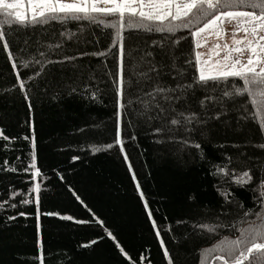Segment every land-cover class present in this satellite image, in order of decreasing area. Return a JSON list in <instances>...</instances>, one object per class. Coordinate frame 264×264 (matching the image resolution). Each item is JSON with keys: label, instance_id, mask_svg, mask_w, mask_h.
Returning a JSON list of instances; mask_svg holds the SVG:
<instances>
[{"label": "trees", "instance_id": "obj_1", "mask_svg": "<svg viewBox=\"0 0 264 264\" xmlns=\"http://www.w3.org/2000/svg\"><path fill=\"white\" fill-rule=\"evenodd\" d=\"M60 31L58 24L47 26L46 31L37 28L26 32L22 28L6 27L5 42L9 49L5 51L4 42H0V130L10 137H17L16 141L8 142V147L15 151L0 150V201L9 199L11 191L16 190L17 197L13 202L18 204L16 209L0 214V264H37L38 254L41 255L40 264H169V260L171 264H201L200 253L224 236L232 238L235 233L227 225L251 207L252 193L239 187L231 188L238 202L225 205L216 187L227 188L229 185L210 175V170L213 165H227L229 171L234 168L237 172L249 169L253 181L246 188L257 187L258 181L264 178V149L258 147L264 144V134L259 133L257 124L251 120L238 121L239 114L229 110L224 116L227 125L216 122L207 138L199 132L190 137L200 143L205 161H201L194 147L181 149L180 139L188 136L183 127L172 126L166 120L150 122L147 115L139 114L142 110L140 101L147 99L145 94L157 83L156 74L149 69L153 63L159 67L162 60V49L154 46L152 41L162 37L126 31L122 42V78L126 82L122 104L127 100L133 103L122 114L121 136L128 163L124 161L120 145L92 152V146L112 143L115 138V94L113 80L108 75L116 71L113 58H82L77 63L87 67L77 74L69 73L58 64L46 65L41 71L35 63L22 65L19 62L21 56L25 60L39 58L37 49L41 45L57 43ZM182 35L187 36V33ZM84 39L90 43L75 40L66 43V54L80 50L104 51L111 43L110 38L97 28L88 32ZM164 50H172L177 57V68L183 67L184 59L191 56V40H180L175 46L165 41ZM148 52L153 55H146ZM10 55L13 59H9ZM57 58L55 51L48 56L50 60ZM163 63L168 65L165 71L172 70L174 75L172 58L165 56ZM13 64L17 65L15 69ZM38 72L40 76L29 80ZM159 82L168 86L175 83L171 75L162 76ZM21 84L25 91L21 90ZM73 88L77 90L75 93ZM93 91L97 92L95 100L90 99ZM25 94L29 101H25ZM197 95L202 98L212 94L201 92ZM206 103L211 106V102ZM198 108V103L193 102L192 110ZM29 119L31 130L27 123ZM155 127H164L165 131L156 134L153 132ZM25 135L35 138L36 166L41 171L31 183H40L43 189L39 194L41 213L59 212L81 220H91L94 213L104 222L103 227L93 223L77 225L41 215V247H36L35 201L27 206L18 203L27 196L30 183L26 181L30 173L7 170L11 167L21 169L30 163L26 154L31 150V141L25 142L22 139ZM133 135L134 140L131 139ZM170 135L176 142L168 141ZM220 145L224 147L220 148ZM17 155L20 160L16 159ZM73 156L79 159L73 161ZM5 158L10 161L6 166L2 163ZM133 174L156 222L155 230L136 191ZM69 186L80 196L83 205L73 197ZM21 192L25 195H20ZM20 211L30 215L17 216L14 221L5 223V215H16ZM200 224L224 227L209 232L196 227ZM105 228L114 239L105 235ZM157 231L160 232L159 239L156 238ZM98 236L104 238L95 245L78 247ZM117 243L123 253L116 248ZM164 250L169 252L168 258L164 257Z\"/></svg>", "mask_w": 264, "mask_h": 264}, {"label": "snow or ice", "instance_id": "obj_2", "mask_svg": "<svg viewBox=\"0 0 264 264\" xmlns=\"http://www.w3.org/2000/svg\"><path fill=\"white\" fill-rule=\"evenodd\" d=\"M21 5H26L27 10L22 12L18 10ZM30 12V15L28 14ZM229 24L233 31V45L225 43L217 45L220 49L215 53L216 58H204L203 53L197 51L204 41V34L211 35L213 32L219 35L222 26ZM58 24L62 31L58 34V42L41 45L37 49L39 58L32 57L25 60L21 56L19 62L22 65L35 63L39 65L41 71L49 64L61 65L71 74L82 73L86 65L77 63L82 58L88 57H109L114 60L116 71L108 75L113 80L115 94V138L112 143L92 146V152L111 149L114 145H120V152L124 154V141L121 136V117L127 112L133 101L127 100L122 104L126 82L122 78L123 72V41L126 31H140L147 34H159L161 40H153L152 44L162 49V60L159 67L152 64L149 71L156 74L157 83L152 90L146 93V100L140 101L142 110L141 116L147 115L148 120H166L172 126H181L187 137L181 138L179 143L181 149L184 147H194L198 150L201 161L206 157L201 149L200 143L190 137L192 134H199L207 138L214 130L216 122L227 125L228 121L224 116L229 110L238 113V121L251 120L258 125L259 133L264 134V0H0V42L3 43L5 51L9 49V44L5 42V28L24 29L26 32L37 28L47 30V26ZM71 26V27H70ZM93 28L100 29L103 34L110 38L111 43L104 51H77L75 54H66L65 44L73 40L81 43H90L84 39L86 34ZM241 33L237 38L235 33ZM187 33V36L182 35ZM94 34V33H93ZM181 34V35H178ZM55 35V34H54ZM199 37V39H198ZM191 40V56L183 61V67L177 68L176 59L172 50H164L165 41L175 46L180 40ZM56 52L58 58L48 59V56ZM222 53V54H221ZM246 54V62L241 60ZM152 56V52L146 53ZM169 56L172 58L171 69L165 71L168 65L163 63V58ZM9 59H13L10 55ZM13 69L17 67L12 65ZM41 73L29 77V80H35ZM164 75L173 76L174 85L168 86L160 83L159 80ZM21 90L25 91V86L20 85ZM77 90L72 89L75 93ZM211 93L212 95H203L198 98V93ZM87 94V86L85 87ZM97 92L91 93L90 99L95 100ZM25 101H29L27 94ZM193 102H197L199 108L192 110ZM211 102V106L209 103ZM230 106V107H229ZM29 114L32 112L31 103H28ZM154 113V114H152ZM174 114V115H173ZM171 118L169 119V117ZM28 127L31 130L32 123L29 119ZM164 127H155L153 132L162 134ZM170 132L171 129H168ZM17 137H10L0 130V150L4 152H13L15 148H9V141H16ZM25 142L31 141V150L26 154L30 158L27 166L17 169L11 167L7 169L11 172L22 171L30 173L27 189V196L19 200V205L27 206L35 201V219H36V247L40 249V217L41 215L57 217L63 221H71L77 225H88L90 223L99 224L103 227V221L99 220L95 214H92L91 220L76 219L72 215L61 214L59 212L40 211L39 194L43 191L40 183H31L40 175V169L36 166L35 138L23 136ZM131 139H136L135 135ZM168 141L176 142L173 136H168ZM162 142V141H156ZM223 148L224 145H220ZM235 147V145H234ZM264 149V144L258 145ZM20 160L19 155L16 156ZM73 161L79 159L77 156L71 158ZM124 161L128 163V156L124 154ZM3 165H8L10 161L5 158ZM211 164V161H208ZM231 163V160H229ZM30 169L34 171L30 172ZM129 165V171H131ZM59 175V173H57ZM210 175L219 177L223 183L229 187H216L218 195L223 199L225 205L228 203H237L235 194L231 191L232 187H239L252 193L251 207L242 211L239 219L227 225L229 230L235 235L230 238L224 236L213 244L210 248H205L200 253L201 264L208 261H215L218 264H264V178L258 181V186L251 189L246 188L253 181L251 170L245 169L237 172L234 168L230 171L227 165H213ZM230 179H225V177ZM63 180V176H60ZM133 182L136 184V191L144 202V209L148 213V219L155 230L156 222L153 220L152 213L149 211L148 203L141 191L139 183L133 174ZM73 197L82 205L84 202L80 196L69 186ZM20 195H25L23 192ZM17 197V191L12 190L9 199L0 201V214H5L17 208L18 204L13 202ZM191 199V197H190ZM240 206L243 208L242 203ZM85 207H87L85 205ZM91 212V209H88ZM225 215L227 210L225 209ZM30 213L20 211L16 215H5V223L14 221L17 216L26 217ZM196 227L207 229L209 232L224 225L200 224ZM107 237H114L112 233L105 228ZM104 237H96L86 243L79 245V248H89ZM156 238H160V232H156ZM160 247L164 248L161 241ZM116 248L123 249L117 243ZM126 255V253H125ZM165 258L169 257V252L164 250ZM41 255L36 257L37 264H40ZM171 264V260H169Z\"/></svg>", "mask_w": 264, "mask_h": 264}, {"label": "rangeland", "instance_id": "obj_3", "mask_svg": "<svg viewBox=\"0 0 264 264\" xmlns=\"http://www.w3.org/2000/svg\"><path fill=\"white\" fill-rule=\"evenodd\" d=\"M22 12L27 10L26 5H21L20 8L18 9ZM30 15V12L28 13ZM241 33L236 32L235 36L239 38ZM233 31L232 28L229 24L225 23V25L222 26L221 33L217 35L216 33H212L211 35L209 34H204V41L202 42L201 46L197 49V51H200L201 53L205 54L204 58H211L215 59V53L219 52L220 49L217 47V45H223L225 43L229 44V46L233 45ZM199 39V37H198ZM222 54V53H221ZM241 60L246 62V54L245 56L241 57Z\"/></svg>", "mask_w": 264, "mask_h": 264}]
</instances>
